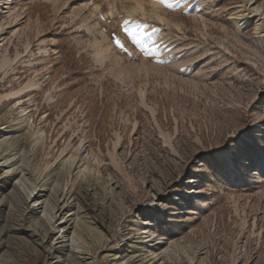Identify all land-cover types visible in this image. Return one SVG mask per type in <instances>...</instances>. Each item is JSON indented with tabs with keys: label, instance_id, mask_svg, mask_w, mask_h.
Listing matches in <instances>:
<instances>
[{
	"label": "rangeland",
	"instance_id": "obj_1",
	"mask_svg": "<svg viewBox=\"0 0 264 264\" xmlns=\"http://www.w3.org/2000/svg\"><path fill=\"white\" fill-rule=\"evenodd\" d=\"M170 3L0 0V264H264V0Z\"/></svg>",
	"mask_w": 264,
	"mask_h": 264
},
{
	"label": "snow or ice",
	"instance_id": "obj_2",
	"mask_svg": "<svg viewBox=\"0 0 264 264\" xmlns=\"http://www.w3.org/2000/svg\"><path fill=\"white\" fill-rule=\"evenodd\" d=\"M159 3L166 4L169 8L173 5L170 3V0H159ZM130 22L125 21L123 25H121V31L123 32L124 36L127 38L129 42L141 48L142 51L150 52L152 51L151 48L146 47V43L148 40H151V36L148 35L143 31L144 25H132L129 26ZM113 41L116 47L123 50L125 48L124 43L121 41L120 37L113 34ZM257 145L256 144H249L246 142H237L234 149H232V161H241L246 158L248 153L252 151Z\"/></svg>",
	"mask_w": 264,
	"mask_h": 264
},
{
	"label": "bare ground",
	"instance_id": "obj_3",
	"mask_svg": "<svg viewBox=\"0 0 264 264\" xmlns=\"http://www.w3.org/2000/svg\"><path fill=\"white\" fill-rule=\"evenodd\" d=\"M243 14H244V11L242 10V11H239L236 15H239L242 18ZM259 20L261 21V24L259 23V27L257 28V31L259 34H264V18L259 19Z\"/></svg>",
	"mask_w": 264,
	"mask_h": 264
}]
</instances>
